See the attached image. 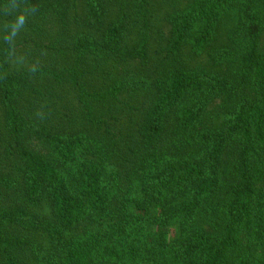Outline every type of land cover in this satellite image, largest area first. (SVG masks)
Segmentation results:
<instances>
[{
	"label": "trees",
	"instance_id": "1",
	"mask_svg": "<svg viewBox=\"0 0 264 264\" xmlns=\"http://www.w3.org/2000/svg\"><path fill=\"white\" fill-rule=\"evenodd\" d=\"M185 1L0 0V264H264V0Z\"/></svg>",
	"mask_w": 264,
	"mask_h": 264
},
{
	"label": "rangeland",
	"instance_id": "2",
	"mask_svg": "<svg viewBox=\"0 0 264 264\" xmlns=\"http://www.w3.org/2000/svg\"><path fill=\"white\" fill-rule=\"evenodd\" d=\"M151 4H152V9L155 11L156 16H157V19L155 22L160 31L158 34H156L157 33L156 28H153L152 30L153 35H152L150 55H149L150 58L147 61L148 63L146 64L145 68L144 67L141 68L139 66V69L143 71L148 70V69L151 70L152 66L158 63L159 58L162 56L160 47L163 48L165 45V37H166V32H167V25H166V22H164V19L166 18L168 14L172 13L173 11L181 9L186 4V1L185 0H151ZM160 32L164 34L163 40L159 39L158 37ZM224 37H225V34L223 33V38ZM183 61L187 63L188 66L190 67H196L197 65H201L205 62L204 58L202 60L191 59L189 57L187 58L186 54H184L183 56ZM26 62L27 61L25 59V56L22 54V52L16 54L12 59V63L15 66H21ZM30 65L31 64L29 63L28 66ZM136 70H138V65L136 66ZM134 106L139 109L138 112L130 111V112H126V114H121V112H119L120 110H117V113L119 112L118 118L120 119V117L123 116L121 126L124 131L127 130L128 128H131V130H134L137 127L139 115H140V112L142 111L141 109L142 106L140 104H136ZM127 115H130V116H127ZM127 189H130V190L134 189V182L132 180L127 184ZM36 213L40 217H48L49 209L47 206L44 205L41 208L37 209Z\"/></svg>",
	"mask_w": 264,
	"mask_h": 264
}]
</instances>
